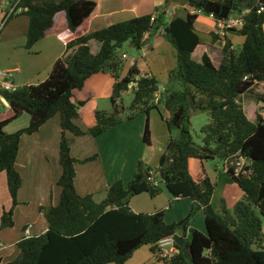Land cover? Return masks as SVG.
<instances>
[{"label":"trees","instance_id":"1","mask_svg":"<svg viewBox=\"0 0 264 264\" xmlns=\"http://www.w3.org/2000/svg\"><path fill=\"white\" fill-rule=\"evenodd\" d=\"M185 18L167 21V6L153 14L118 23L87 33L89 22L96 17L99 0H9L10 8L22 9L9 15L12 19L26 16L29 20L27 49L51 36H63L67 52L53 66L49 78L16 91H1L12 110V117L0 121V174L6 173L13 207L1 216V230L15 226V209L23 179L17 170L22 137L32 136L51 119L60 118V165L62 174L56 186L61 189L57 205L41 207L48 231L24 238L18 245L20 256L6 264H126L143 247H149L163 264H264V118L262 107H256L249 119L243 98L264 83V0H187ZM244 15L241 29L227 31L224 37L210 34L213 44L220 41L223 60L216 66L204 54L201 62L194 54L202 45L196 24L201 15L218 24L232 16ZM161 34L174 48L177 66L169 74L170 83H182L183 90L160 94L159 81L152 74H142L138 62L123 76L126 61L122 59L126 44L142 50ZM244 38L240 52L233 49L229 38ZM69 35V36H67ZM148 35V37H147ZM102 47L93 55L90 41ZM110 75L114 80L110 99L112 111H97L94 126L85 131L77 125L84 102L74 103L76 91L83 90L95 75ZM131 84H137L130 87ZM133 95L130 114L125 115L123 96ZM264 96H258V103ZM167 112V118L161 108ZM161 113L171 138L160 159L156 173L142 161L136 165L130 182L116 181L100 203L93 195L81 196L75 186L77 165L95 161L98 155L78 160L72 155L69 137L98 138L139 115L146 116L143 143L152 146L150 115ZM207 113L209 123L201 129L202 145L192 135L191 116ZM24 114L29 126L15 133L6 128ZM174 131L178 136L173 137ZM219 159L244 198L229 210L222 202V214L213 207L215 184L204 165ZM201 164L202 173L192 174L190 162ZM244 173L241 177V161ZM156 178L160 180L157 182ZM167 191L175 199H190L193 207L186 218L167 223L165 211L135 213L130 199L148 194L157 198ZM53 197V192L51 194ZM205 217L206 233L192 227L196 215ZM182 234V235H181ZM181 237L178 253L162 256L159 242ZM257 248V250L254 249Z\"/></svg>","mask_w":264,"mask_h":264},{"label":"crops","instance_id":"2","mask_svg":"<svg viewBox=\"0 0 264 264\" xmlns=\"http://www.w3.org/2000/svg\"><path fill=\"white\" fill-rule=\"evenodd\" d=\"M164 6H167L168 22L178 17L185 18L189 11L187 0H99L98 13L96 17L89 22L86 32L88 34L94 33L118 23L150 15L154 13L156 8H163ZM9 10V0H0V71L12 72V82L18 88L38 85L49 78L54 64L65 56L67 44L64 37L67 33L63 35L64 37L51 36L45 38L38 42L32 49H27L29 20L16 17L6 24ZM196 29L201 37L202 45L195 52L193 56L194 59L197 62H201L203 55L207 54L212 59L213 63L219 66L223 60L221 51L222 43L218 41L213 44L210 36L212 32H217V27L213 18L201 15L196 24ZM229 38L233 43L234 50H236V46L242 47L244 44L243 37L230 34ZM89 46L93 55H97L102 47L101 43L96 40L90 41ZM145 47L148 49V51L145 52L146 57H150L160 49V59L166 60L167 54H170L171 67L166 69L168 74L176 68L177 60L175 50L161 34L153 38L151 43L147 44ZM123 53L127 54L129 58H132L128 52ZM136 62H138V68L142 74L149 73L155 76L153 70L150 66L148 67L146 62L141 64L139 63V59H136ZM130 67L131 64L129 63V68ZM127 72L123 76H125ZM101 75L103 74L95 75L88 80L93 81L90 82V88L91 86L98 87L102 85L108 88V81H111L110 77H108V75H103L105 76L104 78H99ZM111 79L114 84L112 77ZM263 85L264 83H261L257 89L260 90L259 88ZM77 92H79L77 99L75 93L73 96V100L76 99V103L84 102L87 100L88 96H92L87 95L84 90L76 91V93ZM260 95L264 96V88L263 93L261 92ZM84 97L85 99L83 100ZM84 103L85 106L81 108L80 118L76 123L77 125H83L80 123V120L85 119L87 125L84 124L82 129L87 131L94 126L95 111L88 110L86 102ZM1 107L5 109L4 113L1 112ZM257 107L264 108V102L261 101L257 103ZM84 111H87L86 114H84ZM12 115L10 105L0 94V121L9 120ZM261 115L264 118V109L261 110ZM151 118L152 116L150 115V128L153 130ZM29 123L30 116L24 114L20 120L11 123L6 128V132L15 133L21 129L27 128ZM145 123L146 116L139 115L133 121L113 128L98 138L88 135L76 138L69 135L73 140L72 155L74 158L85 160L91 158L94 154H99V158L95 161L87 164H78L76 167L77 177L75 179V186L77 192L81 196L93 195L95 201L98 198L96 202L100 203L106 198L107 191L113 183L119 180L128 183L132 180L139 159L136 161L133 160L128 170L126 169L125 161L133 149L134 144H138L140 140H142L143 143ZM151 133L153 135V132ZM60 140L61 127L60 118H58V116L47 122L38 133L32 136L25 135L22 137L16 166L22 176L23 185L18 194L19 205L15 209V226L10 229H0V264H6L18 259L20 251L17 245L24 239V231L28 226H32L31 236H40L48 231V223L44 215L40 212V208L48 207L52 204L57 205L60 201L61 189L56 186L62 174L59 150ZM117 142H119L122 147L119 153L116 150ZM106 147L109 150V155L106 154L105 156L103 149ZM246 164V161H241V170ZM205 165L204 169L206 170ZM190 169L195 176H199L202 173L201 164L194 160L190 162ZM217 170H219V168H217ZM223 173L227 175L225 164ZM215 185L217 189L219 186L218 181ZM233 185L236 184L233 183L228 176L221 192L220 201L225 202L229 210L231 206H233L231 209L233 210L236 203L244 198V193L241 190H239L241 192H238ZM52 192L53 197L51 196ZM230 193H233L235 197H230L233 201H230V207H228ZM136 197L150 196L148 194H142L131 198L129 206L135 213L152 214L155 213L156 210L160 211L158 210L161 208L160 203L151 200L155 198ZM12 207L13 200L8 189L7 175L6 173H1L0 226L3 212L5 210H11ZM192 207L193 202L190 199H175L172 197L166 209H163L165 211L166 222L171 224L183 220L188 216ZM221 211L222 209H220V212ZM192 227L206 233L205 217L202 212L196 215L192 222ZM155 261L157 260L151 253L150 248L143 247L138 250L133 258L126 264H156ZM157 262L159 263V261Z\"/></svg>","mask_w":264,"mask_h":264},{"label":"rangeland","instance_id":"3","mask_svg":"<svg viewBox=\"0 0 264 264\" xmlns=\"http://www.w3.org/2000/svg\"><path fill=\"white\" fill-rule=\"evenodd\" d=\"M20 18H26V20H28V18L25 16H20ZM241 49H242V47L236 46V50L238 52H240ZM146 51H148V49L146 47H144L142 50L139 51V50L135 49L134 47L130 46V44H126L123 48V52H128L130 57L135 58V59H139V63H141V64L143 62L144 63L146 62L148 64V67L149 66L151 67V69L153 70V72L155 74V77L159 81L160 94L158 95V99L161 97V95H164L166 92L182 91L183 90V84L182 83H174V84L170 83L169 74L166 72V69L171 67L170 54H167V59L165 60V59L159 58L161 49L158 50L156 53H153L150 57L145 56ZM128 69H129V63H126L125 69L123 71V75L128 71ZM105 76L101 75L99 78H104ZM108 77H110V80H111V81H108V88H107V86H104V85L98 86V87L97 86H93V87L91 86V88H90V84H91L90 82H93V81H88L86 83L83 90L87 95H92L91 97L88 96L87 100L84 101V102H86V105L88 106V110L95 111V113H96V111H107V112L112 111V104H111L110 99L112 97L114 84L112 82L111 76L108 75ZM130 87L132 88L134 86L131 85ZM263 88H264V85L259 88L260 90L257 89L253 93H249V94L245 95L243 98L245 112H246L247 116L249 117V119H252L254 117L255 109H256L257 103H258V96L261 94V92L263 93ZM78 94H79V92H77V93L75 92L76 99H77ZM76 99L73 100L74 103H76ZM84 99H85V97L83 98V100ZM132 102H133V95L130 92L125 93L123 96V106L125 108V115L130 114V108H131ZM1 108H2L1 112L4 113L5 109L3 107H1ZM160 108H161L162 115L167 118L168 114L164 110V107L161 106ZM86 112L87 111H84V114H86ZM161 113L158 111H153V113L151 114V116H152V118H151L152 119V128H153V130H151V132H153L152 146L151 147L145 146L142 143V140H140L138 144L135 143L133 149L131 150V152L128 155L127 160L125 161L127 170L129 169L130 163L133 162V160L136 161L137 159H139V161H142L145 164H147L149 167H151L153 169V172L156 173V170L158 169L159 164H160V159H161L162 155L164 154V152L166 150V146H167V144L171 138V134L169 133L166 124L162 121ZM154 122H155V125H154ZM80 123H82L83 125L86 124L85 119L80 120ZM208 123H209V116L207 113L193 114L191 116L192 135L194 137L195 142L198 145H202L201 129L204 126H206ZM83 125L78 124V126H80L81 128H83ZM177 136H178V131H174L173 137L176 138ZM116 145H117L116 146L117 152L118 153L121 152L122 147L120 146V143L117 142ZM103 152H104L105 156H106V154L109 155L108 154L109 150L107 147L103 149ZM124 154H122V155H124ZM95 155L96 154H94L93 156H95ZM93 156H91V157H93ZM153 157H154V160H153ZM98 158H99V154H98ZM120 159H121V155H120ZM224 164L225 163L223 161L216 159L214 161H210V163L207 162L205 165L206 166L205 172H206L207 176L211 179V181L214 184H216L217 181L219 183V186L217 187V189H215L216 192L214 193L213 201H212L213 207L218 214H222V211L220 212V209H222L221 205L223 204L222 201H220L221 192H222L223 187H224L223 186L224 182L228 178V176L223 173ZM134 167H135V165H134ZM217 168H219V170H217ZM156 180H157V182H160V180L158 178H156ZM233 186L236 188V190H238V192H241V191H239L240 189L236 185H233ZM215 188H216V185H215ZM230 197L234 198L235 195H233V193H230V196L228 198L229 199L228 200V207H230L229 206L230 201H233L230 199ZM136 198H150V197H136ZM171 198L172 197L165 190L163 194H161L157 198L151 199V200L153 202H157V203L159 202L161 208H159L158 210H163V209H166V207L169 204V200ZM96 201H98V198L96 199ZM232 207L233 206L230 207V210L232 209ZM263 247H264V244H263ZM254 249L257 250L256 247H254ZM155 263L156 264H163L162 262L158 263L157 261H155Z\"/></svg>","mask_w":264,"mask_h":264},{"label":"built area","instance_id":"4","mask_svg":"<svg viewBox=\"0 0 264 264\" xmlns=\"http://www.w3.org/2000/svg\"><path fill=\"white\" fill-rule=\"evenodd\" d=\"M22 9L17 10L16 7H12L9 10V15L12 14H17L22 12ZM246 12H244L241 15L238 16H232L230 17L227 21L221 22L218 24V30L217 34L220 36L224 37L227 31L234 30V29H241L244 26V15ZM148 37V35H147ZM122 59L126 62H129L131 64V67L135 66L136 64V59L134 58H129L127 54H122ZM13 73L12 72H1L0 71V92L1 91H11L14 92L17 90V86L13 84ZM134 86V84H131ZM130 85V86H131ZM136 86V85H135ZM31 231H32V226H28L25 231H24V238H30L31 236ZM176 239L175 237H170L167 239H164L159 242V247L162 253V256L164 258H172L174 257L178 251L176 248Z\"/></svg>","mask_w":264,"mask_h":264},{"label":"water","instance_id":"5","mask_svg":"<svg viewBox=\"0 0 264 264\" xmlns=\"http://www.w3.org/2000/svg\"><path fill=\"white\" fill-rule=\"evenodd\" d=\"M135 85H137V84H134V87H135ZM243 173H244V168L241 170L239 177H241L243 175ZM175 239H176V242L178 245H180V246L183 245V239L181 237L177 236V237H175Z\"/></svg>","mask_w":264,"mask_h":264}]
</instances>
